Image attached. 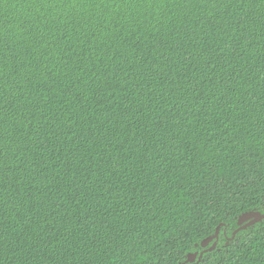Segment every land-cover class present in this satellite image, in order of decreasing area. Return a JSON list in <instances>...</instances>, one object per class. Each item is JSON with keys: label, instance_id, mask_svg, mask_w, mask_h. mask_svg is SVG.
<instances>
[{"label": "trees", "instance_id": "trees-1", "mask_svg": "<svg viewBox=\"0 0 264 264\" xmlns=\"http://www.w3.org/2000/svg\"><path fill=\"white\" fill-rule=\"evenodd\" d=\"M250 211L264 0H0V264H264Z\"/></svg>", "mask_w": 264, "mask_h": 264}, {"label": "water", "instance_id": "water-1", "mask_svg": "<svg viewBox=\"0 0 264 264\" xmlns=\"http://www.w3.org/2000/svg\"><path fill=\"white\" fill-rule=\"evenodd\" d=\"M263 219H264V213H260V212H256V211H250V212L244 213L239 218V225H243L245 223L246 224L243 225V227H241L240 229H244V228H246L248 226L254 225L255 223H257V222H259V221H261ZM217 237H218V231H217L215 236L209 237L206 240H204L202 242V247L203 248L207 247ZM215 247H216V241H214V244H213L211 250L215 249ZM202 256H203V253L200 255V257H198V253L190 254L187 257V262L193 263V262H195L197 260V258H198V262H199V261H201ZM182 264H185V263H182Z\"/></svg>", "mask_w": 264, "mask_h": 264}]
</instances>
